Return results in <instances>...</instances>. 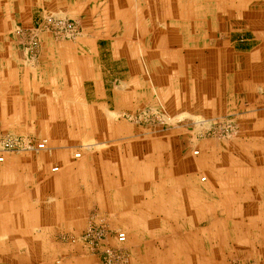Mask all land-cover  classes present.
<instances>
[{"label": "crops", "instance_id": "0c3cea01", "mask_svg": "<svg viewBox=\"0 0 264 264\" xmlns=\"http://www.w3.org/2000/svg\"><path fill=\"white\" fill-rule=\"evenodd\" d=\"M46 14L76 20L80 37L44 35L37 56H22L14 30ZM192 64L201 111H213L229 81L231 93L250 88L247 151L234 157L228 188L176 184L174 168L158 185L163 158L153 152L71 163L63 145L112 141L113 117L154 89L170 111L189 106L178 90L190 87ZM26 127L48 145L40 155L0 151V263L31 264L15 257L49 255L57 235L91 219L144 240L140 264H264V0H0V128L15 136Z\"/></svg>", "mask_w": 264, "mask_h": 264}, {"label": "rangeland", "instance_id": "374dc122", "mask_svg": "<svg viewBox=\"0 0 264 264\" xmlns=\"http://www.w3.org/2000/svg\"><path fill=\"white\" fill-rule=\"evenodd\" d=\"M62 19L74 21L79 29L76 20L52 14H46L36 19L31 26H18L14 30V35L19 43L20 54L27 57L37 56L44 35L57 41L73 42L77 40L81 34L80 29L77 35H69L56 24L58 20ZM238 35L241 36V33ZM34 43L35 45H32ZM248 49L249 47L242 46L236 48L237 51L242 52L239 57L243 53V55H247L245 52ZM186 66H188L186 75L188 79L186 80L190 87L178 90V92L185 95L184 103L190 102L189 106H184L178 111H170L167 104L164 103L165 100L159 97L157 90L154 89L151 98L143 100L142 103H135L132 100L129 109L113 117V121L119 125H117V134L112 141L104 143L99 137L96 138L95 134L94 136L72 139L63 145L66 147L65 153L71 155V163L81 160L86 155L103 151L119 152L121 155H139V153L151 155L153 152L163 158L161 162L159 161L160 165L158 166V185L166 183V175L170 174L171 168H174L176 184H192L193 188L204 190L210 188V185H214V179H216L219 181L217 186L223 189L228 188L233 175L237 174L234 171L236 162L234 157L240 155L241 152L246 155L247 151L245 139L241 140L243 135L241 124L246 120V116L243 115L249 114L250 106L247 94L250 88L241 89L238 94H236L237 92L231 93L234 88L229 81L230 85L223 86L222 93L219 91V96H217L218 92L213 94V102H217L212 106L213 111H201L198 108V92L194 88L195 81H199L196 78L199 77L198 66L196 64ZM184 70L186 71V68ZM213 82L215 81H211L212 86ZM166 98L170 101V94ZM102 129L100 128L98 131ZM26 130L24 133L12 136L13 134L6 133V130L0 128V151H3L1 144L8 137L18 139L20 143L17 149L10 151H28L25 149V140H29L33 145L37 144V141L39 143L45 141V148L47 147V138L43 133H37L38 130L42 131L41 129L26 127ZM86 144L94 145L90 150H87ZM36 151L38 152L34 155L41 154V150ZM195 152L197 154H194ZM76 154L79 155L78 158H75ZM168 155H170L169 158ZM169 182H171L170 179ZM92 227H104L110 235L118 232L110 229L102 221L95 223L89 219L83 231L57 235L54 244H50L51 254L38 257L16 256L15 259H32L31 264H100L99 255L91 250V244L84 239L85 233L89 229H93ZM115 229H122L120 232L126 235L121 260L125 264H140L135 253L144 240L138 239L134 232H129L124 228L117 227ZM108 242L110 245L116 246L113 238L108 237ZM0 259H3V256Z\"/></svg>", "mask_w": 264, "mask_h": 264}, {"label": "built area", "instance_id": "2783aa9c", "mask_svg": "<svg viewBox=\"0 0 264 264\" xmlns=\"http://www.w3.org/2000/svg\"><path fill=\"white\" fill-rule=\"evenodd\" d=\"M58 26H60V29L63 31H66L69 33V35H74L79 32V29L77 28L76 23L73 21H67V20H58L56 23ZM32 45H35L32 44ZM18 139L13 138H7L3 143L1 144V148L3 151H10L12 149H17L18 145L20 144L18 142ZM25 149L26 150H43L45 148V141H42L36 145H33L29 140H25ZM194 154H197L196 152ZM79 155L76 154L75 158H78ZM2 158L0 157V162H2ZM58 169L53 168L52 172H56ZM89 229L85 235L84 239L87 240L88 243L91 244V250L100 257V264H125L121 260V255H123V245L126 241V235L123 232H116L112 235L104 228H94ZM108 237H111L114 239L116 246H112L108 242Z\"/></svg>", "mask_w": 264, "mask_h": 264}]
</instances>
